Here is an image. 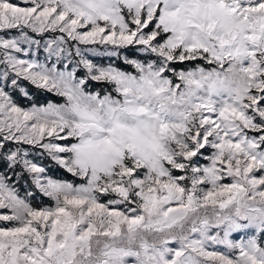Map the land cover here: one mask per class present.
<instances>
[{"label": "snow or ice", "instance_id": "1", "mask_svg": "<svg viewBox=\"0 0 264 264\" xmlns=\"http://www.w3.org/2000/svg\"><path fill=\"white\" fill-rule=\"evenodd\" d=\"M0 264H264V0H0Z\"/></svg>", "mask_w": 264, "mask_h": 264}, {"label": "rangeland", "instance_id": "2", "mask_svg": "<svg viewBox=\"0 0 264 264\" xmlns=\"http://www.w3.org/2000/svg\"><path fill=\"white\" fill-rule=\"evenodd\" d=\"M28 86H29V84H27V83L25 82V87L28 88ZM36 92H37V93H42V92H38L37 90H36ZM42 94H44V93H42ZM14 95H15V97H16L18 103H20L22 106H24V107H28V106H30L31 101H28V100L24 99L19 93H15ZM44 95H46V94H44ZM49 95H50V94H49ZM36 162H37V163H41V164H44V162H45V164H46V163L48 164V161H47V160H41V159H39V158H37ZM45 164H44V165H45ZM52 171L55 173L54 176H55L56 178H66V176H67V173H62V170L54 171V170L52 169ZM50 174H51V171H50ZM52 175H53V174H52ZM60 176H61V177H60ZM20 191H21V193H23L24 188L21 187V188H20ZM35 199H36V201H33V206H35V207H44V206H48V205L50 204V201L48 200V198H46V197H42V196H39V194H37V197H36Z\"/></svg>", "mask_w": 264, "mask_h": 264}, {"label": "trees", "instance_id": "3", "mask_svg": "<svg viewBox=\"0 0 264 264\" xmlns=\"http://www.w3.org/2000/svg\"><path fill=\"white\" fill-rule=\"evenodd\" d=\"M28 88L30 91L33 92L34 99L37 103H44L46 100L52 98L49 94L44 95L45 93L44 94L37 93L36 90L31 85H29ZM44 164H45V162H44ZM45 165H47V163ZM53 170L59 171V170H56L54 168H53ZM50 171H51V174L55 175V173L52 171V169H50ZM66 178H70L68 174H67ZM33 201H36V199H34Z\"/></svg>", "mask_w": 264, "mask_h": 264}]
</instances>
